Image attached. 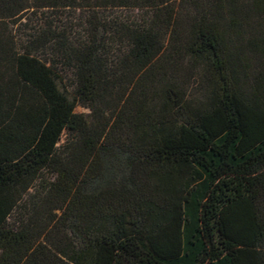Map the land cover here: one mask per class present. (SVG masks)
Wrapping results in <instances>:
<instances>
[{
	"label": "trees",
	"instance_id": "obj_1",
	"mask_svg": "<svg viewBox=\"0 0 264 264\" xmlns=\"http://www.w3.org/2000/svg\"><path fill=\"white\" fill-rule=\"evenodd\" d=\"M0 264H264V0H0Z\"/></svg>",
	"mask_w": 264,
	"mask_h": 264
},
{
	"label": "rangeland",
	"instance_id": "obj_2",
	"mask_svg": "<svg viewBox=\"0 0 264 264\" xmlns=\"http://www.w3.org/2000/svg\"><path fill=\"white\" fill-rule=\"evenodd\" d=\"M43 14L45 15L46 12L44 11ZM58 14V15H57ZM57 14H47L48 16H52L54 17V22L55 24L60 28V30L66 29L67 31L74 32L72 36H74V38L76 37H80L83 35V26H84V20H85V12L81 9H75V10H61L60 12H57ZM37 16V18L39 17V15H41V13L36 12L35 14ZM107 16L109 17H118V18H122V19H131V20H135L137 18H139L141 16V13L138 10H123V11H116V12H109L106 13ZM26 16L28 17L29 14H26ZM35 27H39V20L37 19V21L34 22ZM111 50L112 51H118L120 47H118L117 45L113 44L110 45ZM68 74V73H67ZM76 112L77 113H85L88 114L89 110L83 106H77L76 108Z\"/></svg>",
	"mask_w": 264,
	"mask_h": 264
}]
</instances>
